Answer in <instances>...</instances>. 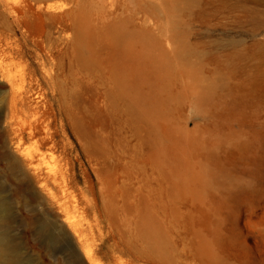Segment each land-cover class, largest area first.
<instances>
[{
    "label": "rangeland",
    "instance_id": "1",
    "mask_svg": "<svg viewBox=\"0 0 264 264\" xmlns=\"http://www.w3.org/2000/svg\"><path fill=\"white\" fill-rule=\"evenodd\" d=\"M0 194L18 264H264V0H0Z\"/></svg>",
    "mask_w": 264,
    "mask_h": 264
},
{
    "label": "bare ground",
    "instance_id": "2",
    "mask_svg": "<svg viewBox=\"0 0 264 264\" xmlns=\"http://www.w3.org/2000/svg\"><path fill=\"white\" fill-rule=\"evenodd\" d=\"M50 8L58 9L60 7L51 6ZM48 12H49L48 13L49 15H53L52 12L50 11ZM115 41H116V44L118 45L117 60L125 65H138L140 63H144L146 61H153L156 58H158V56L154 54L153 45L149 42L151 41V39H147V38L142 39L136 34L134 35L131 32H125V33H121L120 35H118ZM11 215L12 214H10V202L7 199H5V197H2L0 194V264H18L17 260H18V256H20L19 255L20 249L18 246L19 244L15 242L16 240L10 239L9 234H8L9 232L8 227L10 226L12 222ZM54 227L53 225L52 227L50 226V228H54ZM45 228H47V226ZM48 230H51V229H48ZM55 230L56 229L54 228V231ZM40 233L41 231L39 232V236H40ZM47 233H50V232H47ZM46 234H45V237H41V238L44 239L48 237L46 236ZM54 238H51V239H54ZM45 244L48 245L46 242ZM79 263L76 262V264H79Z\"/></svg>",
    "mask_w": 264,
    "mask_h": 264
}]
</instances>
